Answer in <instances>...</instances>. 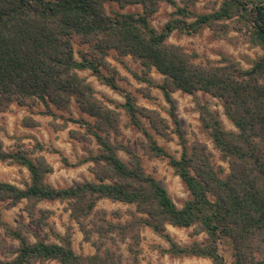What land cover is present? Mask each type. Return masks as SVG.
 <instances>
[{
  "label": "trees",
  "instance_id": "trees-1",
  "mask_svg": "<svg viewBox=\"0 0 264 264\" xmlns=\"http://www.w3.org/2000/svg\"><path fill=\"white\" fill-rule=\"evenodd\" d=\"M165 1L173 10L158 30L149 18L158 11L161 0H0V112L12 102L41 105L36 112L60 118L59 129L75 123L83 132L70 129L69 133L80 134L84 141L93 139L97 145L96 153L89 150L70 162L59 150L39 141L32 146L19 141L15 150L7 151L0 140V160L29 172V181L22 187L0 180V202L15 204L24 199L27 216V222L16 226L0 216L4 234L17 240L14 248L0 242V264H122L120 254L105 246L108 241L115 247L126 242L128 264H140L144 228L166 242L165 247L158 245L163 254L209 258L214 264H264V53L243 67L224 54L217 61L202 59L197 52L167 41L174 31L190 35L208 27L215 37L238 32L264 51V0H215L208 11L196 9L198 0ZM111 4L118 8L108 7ZM130 5L141 9L121 11ZM74 43L82 47L78 58ZM110 52L120 63L121 57L129 55L141 65V74L131 73L146 86L161 90L168 104V119L157 110L138 105L135 95L118 85L119 73L108 61ZM85 69L119 92L124 101L118 103L99 93L79 74ZM151 69L163 76L162 83L147 76ZM175 90L192 95L203 91L221 101L235 130L225 129L217 113L194 97L201 126L225 164L213 163V152L206 143L198 139L188 143L171 96ZM73 104L92 120L82 114L74 117ZM121 110L128 124L143 134L145 151L166 159L183 182L189 195L180 207L144 169L135 151L112 145L104 137L120 133ZM142 117L164 137L172 125L170 132L180 146L178 156L157 142ZM37 124L30 116L22 119L23 126ZM117 149L125 151L126 161L117 155ZM42 151L59 153L65 166L89 163L93 179L52 186L46 175L53 166L39 154ZM102 199L133 208L125 211L128 217L124 219L119 211H113L117 220H109L107 211L96 207ZM45 200L66 204L83 240L94 246L93 254L73 249L70 226L63 234L54 230L48 221L52 210L38 206ZM167 225L192 227L193 234L206 233L207 241L181 244ZM225 245L228 257L222 249Z\"/></svg>",
  "mask_w": 264,
  "mask_h": 264
},
{
  "label": "rangeland",
  "instance_id": "rangeland-1",
  "mask_svg": "<svg viewBox=\"0 0 264 264\" xmlns=\"http://www.w3.org/2000/svg\"><path fill=\"white\" fill-rule=\"evenodd\" d=\"M213 1L215 0H198L195 7L199 11H208V7L212 5ZM109 6L115 9L118 8L116 4L108 5V7ZM140 9L141 7L139 5H130L124 7L121 11H137ZM172 10L173 8L165 0H161L158 11L149 18L150 24L159 30L170 18ZM167 41L169 43L182 45L188 51L197 52L202 59L208 58L212 61H217L220 58V54H224L238 61L243 67H247L257 55L264 53L259 46L250 44L245 40L244 36L238 32L231 31L223 37H215L213 31L208 27L203 28L196 34L190 35L174 31L170 34ZM81 48V45L74 43V49L76 51L75 55L77 58L78 50ZM114 55V52H110L108 61L116 67L119 73V77L117 78L118 85L131 91L135 95L138 105L148 109L157 110L162 117L168 119V104L164 100L161 90L157 87L146 86L144 82H139L132 75L131 72H136L138 74L142 73L141 65L129 55L121 57L123 62L120 63L115 59ZM79 74L85 76L94 88L99 93L104 94L107 98L118 103L124 101V98L119 92L100 83L97 78L91 74L89 69L81 70L79 71ZM147 76L156 83H162L163 81V76L155 69H151ZM141 91L147 93L148 96L143 95ZM171 96L175 101L176 113L188 143H192L196 139L206 143L208 148L213 152V163L215 165L225 164L220 160L219 151L213 147L208 131L201 126L194 97L201 103L207 105L210 110L217 113L218 118L225 129L235 130L232 122L223 112L221 101L203 91H196L194 95H192L180 90H175L171 93ZM38 109H42V106L36 105L33 107H27L12 102L8 105L5 111L0 112V140L5 150H15V145L19 141L25 143L27 146H32L35 141H39L45 146L59 150L60 153L70 162H75L78 158L87 155L89 150H91L92 153L97 152V145L93 139L91 141H84L79 139L80 134L76 133L71 135L69 133L70 129L82 133L83 128H80L75 123L69 122L67 127L59 129L58 125L62 123L60 118L52 119L51 116L39 114L36 112ZM72 111L74 117H77L78 114H82L87 120H92L86 114L81 113L75 104H73ZM56 112L61 115H68L66 111L57 110ZM25 116H30L37 121L38 124L34 127L23 126L22 119ZM141 120L160 145L171 154L175 156L179 155L180 146L178 144V139L174 133L170 132L172 125L169 121L170 127L167 130L168 136L164 137L151 127L146 118L142 117ZM104 137L112 145L121 144L135 151L141 157L144 169L151 173L167 190L168 195L176 206L180 207L188 198L189 194L186 187L179 176L174 173L172 167L168 165L167 160L151 156L145 151L142 144L144 140L143 134L134 126L128 124V119L123 110H121L120 117V133L114 134L111 132L109 134H104ZM37 153L31 154L30 156L34 157ZM39 154L43 155L53 166V171L46 175V180L51 185L52 183L48 178L55 183L56 186L52 185L54 187H64L85 179H93V174L88 168L89 163L80 164L74 167L65 166L61 162L59 153L42 151L39 152ZM117 155L121 159L125 161L127 160V154L124 150L117 149ZM23 170L27 173V169L23 166L9 164L6 161L0 160V180L16 181L23 185V183L27 181V179H24L25 176ZM25 202L21 200L17 201L15 204L0 202L1 218L9 222L12 226H16L21 222H27V216L23 210ZM38 206L52 210V214L48 221L55 231L63 234L66 226L71 227L72 246L76 252L83 253L84 255L93 254L95 252L94 246L90 242L83 240V234L79 230L77 223L70 218L69 211L66 210V204L64 202L58 200H45L41 201ZM96 207L105 209L107 211V219L113 221L117 220L112 214L113 211H119L123 215L122 219H124L128 217V215L125 214V211L128 208H133L131 205L112 202L108 199L100 200ZM167 230L173 238L181 244H188L194 240L198 242L207 241L206 233L202 232L200 234H193L192 227L167 225ZM142 235L143 239L140 243L141 253L139 255L140 264H214L209 258L196 256H170L166 253L163 254L158 248V245L164 247L167 246L162 238L153 233L150 228H144L142 230ZM25 236L30 241H34V238L30 233H25ZM93 237H95V234ZM1 241H3L8 248H14L17 246V240L6 236L2 228H0V242ZM50 241H54V239L50 238ZM105 246L120 254L122 264H128L130 262V254L126 242L118 243V247H115V245L108 241ZM222 249L224 250L226 257H228V246L225 245ZM0 258H3L1 246Z\"/></svg>",
  "mask_w": 264,
  "mask_h": 264
},
{
  "label": "crops",
  "instance_id": "crops-1",
  "mask_svg": "<svg viewBox=\"0 0 264 264\" xmlns=\"http://www.w3.org/2000/svg\"><path fill=\"white\" fill-rule=\"evenodd\" d=\"M29 172H28V170H27V173H25V171L23 170V174H24V179H27V181H29V177H28V174ZM48 180L52 183V185H54V186H56V184L55 183H53L49 178H48ZM8 182H10V183H13V184H15V185H18V186H20V187H22L23 185H21L19 182H16V181H8ZM21 201H23V202H25V200L24 199H21Z\"/></svg>",
  "mask_w": 264,
  "mask_h": 264
}]
</instances>
